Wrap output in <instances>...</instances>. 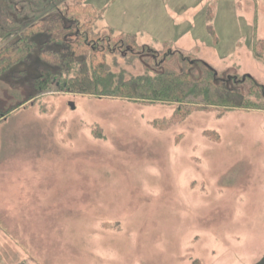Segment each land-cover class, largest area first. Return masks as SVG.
Instances as JSON below:
<instances>
[{"label":"rangeland","instance_id":"obj_1","mask_svg":"<svg viewBox=\"0 0 264 264\" xmlns=\"http://www.w3.org/2000/svg\"><path fill=\"white\" fill-rule=\"evenodd\" d=\"M12 31L76 0H8ZM97 29L135 34L139 58L109 39L125 77L167 65L264 96V0H81ZM64 25L87 17L63 13ZM79 32V31H78ZM81 32V31H80ZM15 40V39H13ZM103 40V39H102ZM27 60L0 76V264H264V111L199 110L69 92L34 83L50 68L33 37ZM116 42V40H115ZM101 44V43H100ZM154 53V55H152Z\"/></svg>","mask_w":264,"mask_h":264},{"label":"trees","instance_id":"obj_2","mask_svg":"<svg viewBox=\"0 0 264 264\" xmlns=\"http://www.w3.org/2000/svg\"><path fill=\"white\" fill-rule=\"evenodd\" d=\"M79 2L81 0H76L75 4L64 11L60 9V14L52 18H41L16 32L11 28L10 4L8 0H0V76L26 61L36 47L33 37L45 34L47 43L58 48L42 50L39 58L56 71H50V68L40 71L34 83L39 92L54 83L69 92L97 98L173 105L175 110L169 122L182 121L199 110L264 111L263 92L254 83L248 93L243 95L240 90L229 88L225 81L217 80L213 70L205 65L201 66L199 75H194L192 63L188 59L181 60L180 72L171 69L165 59L170 49L167 45H163L157 56L152 53L162 66L160 72L150 73L145 67L143 73L127 77L123 72L113 73L105 61V53L109 52L106 44L109 39L124 48L125 55L139 58L147 52L138 44L135 35H114L109 28L103 31L106 38H102L101 31L97 29L102 11ZM63 13L75 17L84 16L87 21L79 27L76 23L64 25L61 21ZM253 51L257 57H261L264 41H255Z\"/></svg>","mask_w":264,"mask_h":264},{"label":"crops","instance_id":"obj_3","mask_svg":"<svg viewBox=\"0 0 264 264\" xmlns=\"http://www.w3.org/2000/svg\"><path fill=\"white\" fill-rule=\"evenodd\" d=\"M128 35H135V34H128ZM136 36V35H135Z\"/></svg>","mask_w":264,"mask_h":264}]
</instances>
